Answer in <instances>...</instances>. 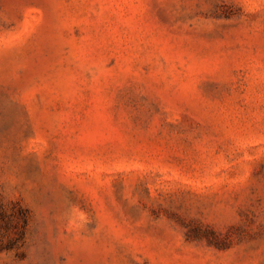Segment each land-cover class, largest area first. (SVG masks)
Here are the masks:
<instances>
[{
  "label": "rangeland",
  "instance_id": "obj_1",
  "mask_svg": "<svg viewBox=\"0 0 264 264\" xmlns=\"http://www.w3.org/2000/svg\"><path fill=\"white\" fill-rule=\"evenodd\" d=\"M0 264H264V0H0Z\"/></svg>",
  "mask_w": 264,
  "mask_h": 264
}]
</instances>
